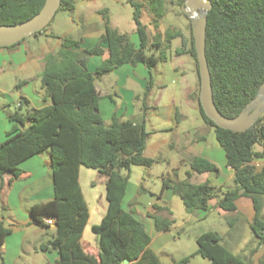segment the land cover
Listing matches in <instances>:
<instances>
[{"label":"trees","instance_id":"obj_1","mask_svg":"<svg viewBox=\"0 0 264 264\" xmlns=\"http://www.w3.org/2000/svg\"><path fill=\"white\" fill-rule=\"evenodd\" d=\"M128 1L134 7L138 45L128 34L112 28L107 14H104L105 32L95 46L84 49L82 53L74 52L71 48L80 45V41L65 38L56 54L45 57V69L40 76L45 95L52 104L27 113L17 111L10 116L19 122L21 128H13L7 139L0 143L2 181L7 173L13 179H19L23 173L20 167L23 161L50 152L54 198L33 205L31 216L39 226L54 228L48 243L39 247L42 252L54 250L58 253L54 264H163L150 247L151 237L144 224L123 207L131 168L135 165L151 167L155 163L144 154L150 136L146 115L142 113L135 121L122 120L114 115L110 125H106L100 109L101 96L95 85L96 79L122 65L143 64L151 72L166 59L163 51L159 55L148 53L161 49L163 43L160 32L149 35V26L142 20L144 3L141 0ZM210 1L206 55L214 101L225 116L235 117L256 97L264 83V0ZM45 2L0 0V24L26 21L36 15ZM147 4L152 13V23L159 31L160 20L166 15V0H148ZM178 4L185 8V0H179ZM60 9L74 10L75 0H62ZM190 29L188 52L196 61L200 80L191 23ZM177 36L172 30L166 32L167 41ZM102 42L108 43L109 55L92 72L88 68L87 57L103 55ZM153 85L151 74L143 95V107ZM191 97L198 103L204 122L214 127L216 139L225 150L227 164L234 171L235 187L218 194L209 181L191 183L165 178L163 189H172L182 199L188 213L207 209L213 198L218 199L220 208L230 212L237 209L238 199H251L255 215L250 228L255 246L250 250V257L231 251L222 243L223 237L218 231H206L196 238V242L197 253L210 259L212 264H253L252 256L264 244V164L260 169L254 164L255 160L264 159V114L245 131L224 129L205 114L199 95L194 93ZM24 101L26 103L27 100ZM257 145L261 149H256ZM81 165L97 170L105 179L107 212L101 222L93 226L98 239L97 255L87 253L82 244L89 208L79 182ZM191 168L195 173L219 172L214 162L201 156L193 158ZM153 217L159 231H169L175 223L171 211L166 218L157 214ZM46 218H53L54 223L48 224ZM10 233L12 229L0 221L1 264H5L2 246ZM189 261L190 256H186L173 264H187ZM260 264H264V257Z\"/></svg>","mask_w":264,"mask_h":264},{"label":"crops","instance_id":"obj_2","mask_svg":"<svg viewBox=\"0 0 264 264\" xmlns=\"http://www.w3.org/2000/svg\"><path fill=\"white\" fill-rule=\"evenodd\" d=\"M104 32L105 30L99 31L97 34L89 33L81 39L80 45L73 46L71 50L82 53L84 49L95 46L101 41ZM52 35L54 34L47 31L37 36H32L34 38L27 40V42L25 39L24 42L15 47H0V143L7 139L9 131L13 128L17 126L21 128L19 122L11 119L10 116L17 111L27 113L32 109H39L52 104V101L45 95L40 77L45 69V57L48 54L57 53L62 47L63 40H60L58 42L60 49L56 52V49L50 44ZM131 41L138 45L137 33L134 38L131 37ZM102 47L105 49L103 55H89L87 57V65L92 72L109 55L108 43L102 42ZM114 72L118 75V79L116 81L107 80L109 74ZM111 73L95 80L96 88L101 96L100 109L104 122L106 125H110L114 115H117L122 120L135 121L141 116L142 112L137 114L134 101L140 100L141 95L135 91L132 85L137 83L145 91L151 78L150 69L143 64L136 66L125 64ZM194 90L193 87H189L188 102L196 103L191 97L194 94ZM152 94L153 89L144 107L142 103V108L153 107L159 119L165 120L169 124L176 122L175 125L178 129L176 132L177 140L171 146L173 149L177 148L180 151L182 159L191 162L194 157L201 156L218 166L219 172L214 174V180L211 179V173L206 172L200 174L203 179L198 183L209 181L216 187L218 194H221L224 191L223 188L227 187L228 183L231 182L230 189H233L235 187L234 171L227 164L225 150L216 142L208 141L207 138V135H210L213 131L215 132L214 127L206 124L203 118L202 124L195 127L184 125L189 115L175 96L172 97L168 104L161 105L156 100L151 102ZM24 100H27L26 103ZM144 113L146 114V112ZM157 150L158 147L156 149V145L151 144L150 139H148L144 151L145 156L155 160ZM254 164L260 169L264 164V159H257ZM20 167L23 173L19 179H13L11 174L7 173L4 175L3 181L0 180V221H4L5 225L12 229V233L5 238L2 246L5 264H8V261L9 264H18V261L30 252L26 249L32 243L30 236L33 232L43 231V229L40 230L33 227L31 208L35 204L54 198L49 151L26 159L20 164ZM98 175L97 170L81 165L79 182L89 208V219L83 231L82 244L85 251L93 255L98 254V239L93 232V226L101 222L108 208L105 179L100 177L101 183L96 185L95 182L97 180L95 179ZM188 175L189 177L198 178V174H195L193 170L189 171ZM49 176L51 177L49 183L42 185L41 182ZM130 178L129 174V183L123 198V207L144 224L151 237L150 247L157 253V248L163 242L169 240L170 237L167 236L169 231L157 230L153 215L157 214L163 218L168 217L171 210L170 202L175 194L172 189H163V186L158 192L151 190L152 187L146 185L145 178H143L141 185L133 183ZM167 179L172 178L169 176ZM262 200L264 217V197ZM236 206L237 209L232 212L223 210L218 206V199L213 198L209 201L207 209H199L194 213H190L191 216L188 221H194L196 216L199 220L207 219L214 212L226 217V222L229 225L232 223L230 227L233 233L228 236L222 235V243L235 254L250 257V252L246 251L250 239L246 240L245 230L250 227L255 215V209L253 202L249 198L238 199ZM52 230L50 233H45L51 237L54 233V228ZM209 231L216 230L211 229ZM39 247L34 244L36 252L39 251ZM42 253L47 259L46 264H54L59 257L54 250ZM263 257L264 244L252 256L253 264H260V260Z\"/></svg>","mask_w":264,"mask_h":264},{"label":"rangeland","instance_id":"obj_3","mask_svg":"<svg viewBox=\"0 0 264 264\" xmlns=\"http://www.w3.org/2000/svg\"><path fill=\"white\" fill-rule=\"evenodd\" d=\"M141 1L144 3L142 20L149 26V35L154 36L160 32L163 43L161 49H154L148 53L159 55L163 51L166 55L164 61H160L151 69L154 81L151 102L156 100L161 105H164L168 104L172 97L175 96L189 115L184 125L195 127L202 124L203 120L200 117L198 103L188 102L187 99L189 87H193L195 89L194 93L200 95V80L196 61L188 52L191 45L190 18L185 14V8L178 4L179 0H166V15L160 20L158 31L152 23V13L147 4L148 0ZM104 14L108 15L112 28L121 33H126L132 38L135 37L134 7L128 0H75L74 10L60 9L52 22L46 27L47 31L54 34L50 44L57 52L60 49L58 46L60 40L69 38L81 41L89 33L97 34L99 31L105 30ZM46 30L44 32H47ZM170 30L176 32L178 36L167 41L166 32ZM32 38L34 37L26 38V42L27 40H32ZM107 78V80L116 81L118 75L114 72L109 74ZM133 84L135 91L141 95L140 100L134 101L137 114L146 112V126L150 133L149 139L151 144L156 145V149L158 147V150L155 153V163L151 167L135 165L131 168V181L141 185L143 178H145L146 185L152 187L151 190L156 192L160 190L163 180L169 176L175 181L200 182L203 179L200 175L201 173H195L198 174V178L189 177L188 172L192 171L191 162L183 160L180 151L177 148L173 149L171 146L177 140L176 132L178 129L175 125L176 122L169 124L167 121L159 119L153 107L142 108L144 89L137 83ZM207 138L208 141H214L219 144L214 131L207 135ZM256 149H261V146L257 145ZM214 174L211 173L212 180L215 178ZM98 176L95 179L97 180L95 182L96 185L101 183V178ZM50 178V176L45 178L41 184L49 183ZM230 185H232V182L223 188L224 191L221 194L230 189ZM170 209L175 223L167 235L170 237L169 240L163 242L157 248V253L162 263L173 264L186 256H190V261L187 264H212L210 259L197 253L196 238L201 233L211 229L225 236L232 234L233 231L226 222L227 218L214 212L207 219L199 220L196 216L197 219L194 218V221H188L191 215L186 211L185 205L178 195H173ZM32 223L33 227L40 230L43 229V231L32 233L30 236L32 243L26 248L30 252L25 254L24 258L18 261V264L47 263L44 253L40 250L36 252L34 244L38 245V247L42 243L47 244L51 237L45 232L50 233L53 230L52 228H41V226L34 223L33 219ZM245 231L246 240L250 239L246 249L249 253L251 248L255 246V238L250 227Z\"/></svg>","mask_w":264,"mask_h":264},{"label":"water","instance_id":"obj_4","mask_svg":"<svg viewBox=\"0 0 264 264\" xmlns=\"http://www.w3.org/2000/svg\"><path fill=\"white\" fill-rule=\"evenodd\" d=\"M62 0H46L42 9L30 19L17 24H0V47H10L45 29L54 19ZM210 0H185L200 74V103L205 114L219 127L233 131H245L264 114V83L256 97L235 117L225 116L216 106L213 95L211 72L206 55V34ZM128 262V260H126Z\"/></svg>","mask_w":264,"mask_h":264},{"label":"built area","instance_id":"obj_5","mask_svg":"<svg viewBox=\"0 0 264 264\" xmlns=\"http://www.w3.org/2000/svg\"><path fill=\"white\" fill-rule=\"evenodd\" d=\"M45 221H46L48 224H53V223H54L53 218H46Z\"/></svg>","mask_w":264,"mask_h":264}]
</instances>
